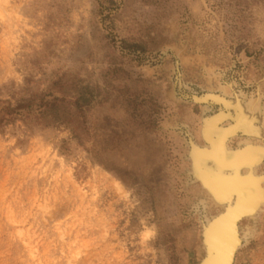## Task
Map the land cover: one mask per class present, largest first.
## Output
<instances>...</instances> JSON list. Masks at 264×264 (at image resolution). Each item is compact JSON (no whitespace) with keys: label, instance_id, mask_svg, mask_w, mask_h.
Listing matches in <instances>:
<instances>
[{"label":"rangeland","instance_id":"obj_1","mask_svg":"<svg viewBox=\"0 0 264 264\" xmlns=\"http://www.w3.org/2000/svg\"><path fill=\"white\" fill-rule=\"evenodd\" d=\"M240 104L264 147V0H0V264H201L194 156ZM260 206L232 264H264Z\"/></svg>","mask_w":264,"mask_h":264},{"label":"bare ground","instance_id":"obj_2","mask_svg":"<svg viewBox=\"0 0 264 264\" xmlns=\"http://www.w3.org/2000/svg\"><path fill=\"white\" fill-rule=\"evenodd\" d=\"M214 124L207 125L205 130L207 137H211ZM222 131L217 141L209 138L212 150H197L194 156V168L198 178L212 194L216 206L222 209L217 215L207 219L205 224L203 233L208 256L201 264H232L240 243L237 235L238 221L254 213L264 201V178L255 174V166L248 164L258 159V155L264 152V147L247 145L233 158L226 160L225 141L230 128ZM202 158L214 160L221 168L230 169L229 176L220 178L214 170L215 165L207 162L203 166L200 162ZM242 166H250L246 168L248 174L241 175Z\"/></svg>","mask_w":264,"mask_h":264},{"label":"flooded vegetation","instance_id":"obj_3","mask_svg":"<svg viewBox=\"0 0 264 264\" xmlns=\"http://www.w3.org/2000/svg\"><path fill=\"white\" fill-rule=\"evenodd\" d=\"M234 103H235V102H234ZM234 103H231V104L227 105L228 111H225V112L229 113V115H230L228 118L224 119V120H229L228 123H231V122H233V121L235 120V118H234L235 113L237 114V112H235V111H238V110H236V106H237V105L234 104ZM241 106H242V108H243V110H244V112H245V114H244V121H243L242 119L240 120L239 123L241 124V126H239V127L234 131V133H232V135H230L229 138H228V141H229V143H230V146H231L232 148H236V147H237V148H236V149H230V148H228V147L226 146V144H225L226 160H230L231 158H233V157L238 153V151L242 149V147L244 148V147H247V145H248V146L254 145V144H245V145H242V146L238 147V143H239V141H240L241 139L251 138V139L253 140V142H257L256 140L259 139L257 136H255V135H253V134L250 133V129H252L253 127H254V128H257V129H261V128L259 127V125H258V119H256L255 116H254L253 119L251 118V116H250V112H251V110L249 109L248 106H243V105L240 104V107H241ZM248 114H249V115H248ZM222 125L227 126L228 124H225L224 122H222ZM222 130H223V129H221V128L218 129V131H217V135H216V137H214V138H213L212 134H211V137H210V136H209V137L206 136L205 138H206L207 142H209V143L211 142V141H210L211 139H209V138H212L213 140L217 141V139H218V138L220 137V135H221V132H223ZM219 134H220V135H219ZM258 141L261 142V140H258ZM225 142H226V141H225ZM262 155H264V152H261V153L258 155V159L255 160V161H259L260 158L262 157ZM218 156L220 157L221 155L218 154ZM262 160H264V159H262ZM255 161H254V162H255ZM207 162H209V163L215 165V169H214V170L217 171V175H219L220 178H222V177H228V176H229L228 170H230V169L221 168L220 166H218L217 164H215V163L212 162V161H205V163H207ZM261 162H262V161H261ZM252 163H253V162H251V163L248 162V164H250V165H251ZM247 167H250V166H242V167H240V168H241V175H246V174L249 173V172H247V170H246ZM208 168H209V167H208ZM222 170H223V171H222ZM243 170H244L245 172H242Z\"/></svg>","mask_w":264,"mask_h":264}]
</instances>
